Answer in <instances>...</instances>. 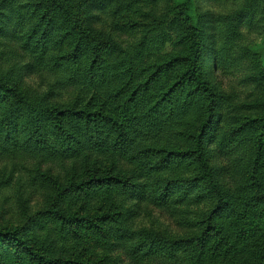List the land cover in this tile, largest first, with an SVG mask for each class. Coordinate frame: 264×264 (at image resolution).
Returning <instances> with one entry per match:
<instances>
[{"label":"rangeland","instance_id":"1","mask_svg":"<svg viewBox=\"0 0 264 264\" xmlns=\"http://www.w3.org/2000/svg\"><path fill=\"white\" fill-rule=\"evenodd\" d=\"M49 1L44 7L42 0H0V82L20 99L0 93V115L9 105L18 119L30 108L74 107L100 112L111 128L131 99L133 109L154 107L161 120L156 147L178 153L201 142L218 183L226 179L223 155L230 141L251 140L248 146L260 144L264 153V0ZM191 27L198 48L192 60ZM81 31L91 43L80 46ZM73 48L85 53L81 64L69 57ZM74 122L78 127L80 119ZM83 151L77 159H31L0 139V264H134L123 249L139 233L185 237L181 219H198L211 209L205 183L192 182L198 172L192 158L164 176L173 178V195L189 201L183 218L147 206L132 189L99 183L79 189L102 176L140 186L157 179L110 151ZM14 231L44 256L41 261L14 243Z\"/></svg>","mask_w":264,"mask_h":264},{"label":"trees","instance_id":"2","mask_svg":"<svg viewBox=\"0 0 264 264\" xmlns=\"http://www.w3.org/2000/svg\"><path fill=\"white\" fill-rule=\"evenodd\" d=\"M49 2L42 0L44 7ZM195 30L191 27L188 35L191 60L198 53ZM91 39L92 36L85 31H81L76 38L80 46L85 42L91 43ZM79 51L73 48L69 57L81 64L85 53ZM90 64L87 65L89 76ZM199 80L202 91L210 95L206 83L201 78ZM0 93L13 101L20 100L15 90L3 82H0ZM129 102L132 103V100L129 99L119 107L117 122H113L111 128L104 126L100 112L77 111L74 107L61 111L30 108L18 119L9 110L15 105H9L0 115V139L15 153L24 151L22 154L26 153L31 159L39 156L77 159L88 146L97 153L110 151L113 157L121 159L136 171L157 178L156 181H148L140 186L122 177L102 176L76 185L79 189L98 183L107 187L119 186L123 191L132 189L147 206L159 211H171L173 215L179 214L183 218V210L189 201L184 195L175 197L172 191L173 178L164 176L192 158L198 163L195 169L198 171L197 177L192 182L201 180L205 183L212 198L211 209L198 219H181L180 226L188 233L185 237L169 239L139 233V240L123 249L125 256L133 260L134 264H264V182L261 180L264 176V168L261 167L264 153L261 145L249 147L251 140L230 141L223 155L226 160V179L218 183L213 179V171L204 159L201 142L185 152L163 151L154 145L164 132L160 126L161 120L155 116L154 107L141 111L133 109ZM76 118L80 119L78 127L74 122ZM60 192L57 188L54 200ZM195 199L198 202L201 197ZM54 212L60 219H65L57 210ZM17 233L14 231L11 234L14 243L21 247L26 256L41 261L44 256L17 238ZM0 236L5 235L0 233ZM43 262L51 264L47 259H43ZM65 262L92 264L77 259Z\"/></svg>","mask_w":264,"mask_h":264}]
</instances>
